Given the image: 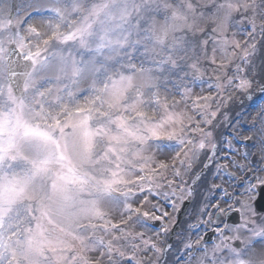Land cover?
<instances>
[{
    "label": "snow or ice",
    "instance_id": "obj_1",
    "mask_svg": "<svg viewBox=\"0 0 264 264\" xmlns=\"http://www.w3.org/2000/svg\"><path fill=\"white\" fill-rule=\"evenodd\" d=\"M262 97L264 0H0V264H264Z\"/></svg>",
    "mask_w": 264,
    "mask_h": 264
},
{
    "label": "rangeland",
    "instance_id": "obj_2",
    "mask_svg": "<svg viewBox=\"0 0 264 264\" xmlns=\"http://www.w3.org/2000/svg\"><path fill=\"white\" fill-rule=\"evenodd\" d=\"M259 39V38H258ZM259 56H260V53H259V51L257 52V59H256V63L257 64H259L260 63V59H259ZM252 103V101H245L244 102V105H243V110H251L250 108H249V105ZM257 104H263V103H261V102H256ZM242 109L241 108H237V109H235V111L236 112H239V111H241ZM253 115H255V112H253ZM249 120H251V117H249ZM226 126V125H225ZM220 132V131H219ZM229 132L231 133V134H233L234 133V129L233 128H229ZM243 135H247V133H243ZM231 138V137H230ZM229 138V139H230ZM243 138V136H241L240 137V139H242ZM238 144V142H236V141H234L233 142V147H234V149L236 150L235 151V153L237 152V151H239V147H237V146H235V145H237ZM223 146L224 145H221V147L223 148ZM225 149V148H224ZM246 150L245 149H242L239 153H241V154H243V152H245ZM253 152H258V148L257 149H255V150H253ZM252 152V153H253ZM235 153H232V155L231 156H235ZM230 154H231V152L230 153H228V156H230ZM237 155V154H236ZM259 155V154H258ZM232 158V157H231ZM221 164H225V165H228L229 164V161L228 160H221V161H219ZM242 163H244V161L242 160ZM196 164H198V162H196L195 163V165L193 164L192 165V169H191V171L187 174V175H185L184 177H183V179H184V181L186 182V184H185V189H184V191H185V195H186V198L185 199H183V200H181V199H178V198H174V199H176V207L177 208H180L181 207V205H182V203L188 198V196H194L195 194L196 195H202L203 197H204V195H205V193H206V182H203V180L207 177L205 174H202V172L201 173H199V171H200V169H199V171L197 172V174L195 175V176H193V174L195 173V171L197 170H195V166H196ZM231 168V167H230ZM233 171H234V169L233 168H231ZM195 170V171H194ZM205 170V169H204ZM231 170V171H232ZM205 172H208V170L207 171H205ZM209 175V178H208V180L210 181V183L211 182H215V183H220L221 181H219V180H217V181H211V178H210V174H208ZM188 188H190L191 189V193L190 194H188V192H187V189ZM177 191H179V190H177ZM205 200V198L203 199V200H200V201H196L195 202V205L196 206H199L200 207V205H201V203L203 202ZM164 207H165V210L166 211H168L169 213H170V215H173V219L176 221L177 220V218L175 217L176 216V212H177V208H175V210H173V208L171 207V206H169V204H165L164 205ZM198 214V212L196 211L192 216L191 215H189L188 216V218L187 217H185V220H184V222L182 223V225H181V227H180V229H179V231L177 232V233H179L180 231H182L184 228H186V226H187V224H189V223H192L193 221H192V217H194V216H196ZM177 233H176V236H174V239L173 240H175L176 239V237H177ZM192 236H193V240L196 238V235L195 234H192Z\"/></svg>",
    "mask_w": 264,
    "mask_h": 264
}]
</instances>
